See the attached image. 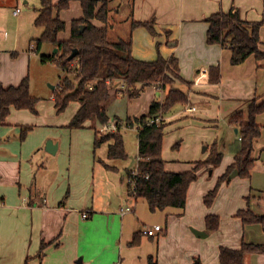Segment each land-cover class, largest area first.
Masks as SVG:
<instances>
[{
    "label": "crops",
    "instance_id": "0c3cea01",
    "mask_svg": "<svg viewBox=\"0 0 264 264\" xmlns=\"http://www.w3.org/2000/svg\"><path fill=\"white\" fill-rule=\"evenodd\" d=\"M73 2L80 3L74 0L71 5ZM131 3L127 18L154 22L158 34L153 36L144 27L132 31L129 21V33H122L123 27L116 32L128 35L119 38L132 36L133 56L141 61H155L159 55L164 58L175 55L181 77L192 83L187 94L190 103L178 112L160 116L166 125L164 135L172 123L197 112L193 99L200 100L197 104L210 107L214 102L228 105L227 123L236 113H247L255 97L258 103L264 102V59L258 61L251 56L241 65H232L230 49L207 42L210 16L238 10L244 20L264 23V0H132ZM120 14V8L116 7L112 14L113 25ZM95 24L101 25L97 21ZM69 29L65 37L59 35L60 40L69 39L71 27ZM260 33L264 52V25ZM14 52L13 48L0 49V83L5 87H17L25 78L30 79L31 54L21 52L14 58L11 55ZM216 66L221 68L222 80L211 84L209 70ZM179 84L182 83L170 89H179ZM30 85L33 91V83ZM120 85L121 82H116V90L108 103L107 125L90 121L83 128H69L80 105L72 103L63 113H58L54 94L46 103H38L37 114L13 108L6 123L0 125V264H149L150 257L157 264H194L195 260L196 264H220L221 248L240 250L244 243L264 244L263 225L244 224L237 217L239 211L249 208L264 216V178L231 176L222 184L212 206L205 203L206 196L234 164V156L225 163L226 169L213 183H205L200 172L189 187L184 209L152 212L146 199L129 195V174L138 170L140 160L137 126L121 130L123 139L125 131L135 130L138 134L136 160L131 168L114 162L126 159L109 157L113 141L95 145L97 133L103 135L101 130L117 120L125 122L128 117L148 115L154 102H164L168 90L151 85L139 97L129 98L128 94L119 92ZM263 115L257 117L258 124ZM218 122L217 119L203 121L207 128L218 127ZM27 126H32V130L22 140L23 127ZM231 127L237 134L235 143L240 139L239 130ZM200 140L196 138L194 153L189 157L181 155L187 152L186 146L190 148L189 144L181 142L182 147L172 158L175 162L168 163L163 156L166 171L183 173L193 169L192 163L178 162L180 159L191 161L202 157L203 160ZM50 141L57 145L55 154L47 150ZM173 141L174 138L169 145ZM124 144L126 148L125 139ZM103 145H107V149L99 154ZM210 147L208 145L207 150ZM225 159L223 157L222 163ZM128 208L130 211L125 212ZM85 212L87 218L83 217ZM208 216L219 218V228L214 232L207 229ZM155 225H161L164 230L155 237L147 236L146 230ZM192 230L207 236H195ZM136 235L138 244L133 245ZM244 264H264V253L246 255Z\"/></svg>",
    "mask_w": 264,
    "mask_h": 264
},
{
    "label": "trees",
    "instance_id": "16d2710c",
    "mask_svg": "<svg viewBox=\"0 0 264 264\" xmlns=\"http://www.w3.org/2000/svg\"><path fill=\"white\" fill-rule=\"evenodd\" d=\"M74 0H41V9L35 25L42 28L41 38L37 41V50L40 51L45 43H50L58 49L57 56L43 55V62H52L60 67L65 77L54 90L55 106L58 113H63L72 103L80 105V109L73 117L69 128H83L87 122L99 121L107 125L108 103L111 94L115 91L116 82L124 81L125 90L120 93L128 94L129 98H137L140 93L151 85H157L162 90H168L162 103L154 102L148 115L142 117H128L127 120H117L118 130L100 135L97 133L95 145L98 147L106 142L110 145L111 159H127L122 124L143 126L139 130V166L140 176L137 178L135 194L129 195L135 199L144 198L152 212L163 211L167 208L184 209L187 205V196L191 183L199 177V172L212 166H220L223 154L219 151L217 142L210 147V155L204 160L195 163L192 170L183 173H169L163 159V139L166 125L164 122L147 125L151 119L169 113L176 105H188L190 100L186 92L180 89L171 90V86L182 83L188 91L192 83L186 82L180 75L179 60L175 55L164 58L159 55L155 61H141L133 56V38L113 39L112 14L114 9L110 0H75L81 3L83 17L71 23V35L67 40H60L59 35L67 29V23L62 20L61 12L70 8ZM99 22L101 25L95 24ZM209 29L207 42L210 45H221L231 50L232 65H241L251 56L258 61L264 59L261 51L262 39L260 30L263 22H249L244 20L238 10L218 12L207 19ZM154 22H138L131 19L132 31L139 27L149 30L157 36ZM85 27L82 31V27ZM77 49L78 54L69 60L72 52ZM39 53V52H38ZM222 80L220 66L211 67L209 82L219 84ZM93 87L91 90L90 87ZM40 99L34 97L30 91V79L27 77L17 87H5L0 83V125L6 123L11 110H29L37 114V105ZM264 113V102L258 103L255 97L248 108V112H238L230 118L229 124L239 130L240 139L231 146L234 153V164L219 179L214 190L209 192L205 203L211 207L219 194L223 183L231 179L234 171H238L241 178L250 179L255 167V143L262 135L263 127L257 123V117ZM32 126L23 127L21 139H26ZM133 177V172L129 178ZM244 224L260 223L264 227V216L257 215L250 208L238 212ZM219 228V218L207 217V229L214 232ZM138 244V237L132 243ZM45 244L42 246V250ZM264 253V244L244 243L240 250L221 248L220 264H244L248 254ZM149 264H157L153 257Z\"/></svg>",
    "mask_w": 264,
    "mask_h": 264
},
{
    "label": "rangeland",
    "instance_id": "374dc122",
    "mask_svg": "<svg viewBox=\"0 0 264 264\" xmlns=\"http://www.w3.org/2000/svg\"><path fill=\"white\" fill-rule=\"evenodd\" d=\"M131 1L132 0H112V2L110 1V6L113 9H116L117 7L121 10V14L118 15L116 21H114L116 23H114L111 29V37L113 39L117 40L120 36L125 37L130 31V19H128L127 17L129 16L130 9H132ZM16 8H19L22 11V13L18 15V17L14 16L13 14ZM40 9L41 0H0V49L8 50L10 48H13V50L16 51L11 54L14 58H17L21 52H29L31 54V67H28L30 70V84L33 83L34 86L32 88L33 91L31 92L35 94L38 98H40V101L46 103L54 94L53 87H56L61 83V80H63V78L65 77V73L56 64H53L52 62L42 63L41 61V55L57 56L58 52H56L57 48H54L50 43H45L40 49V51L37 50V41L41 38L43 32L42 28L37 27L35 25V21L40 13ZM81 11L82 7L80 3L73 2L68 10L61 12L60 16L62 20L67 23V29L65 30V32L61 33V38L65 37L64 35L69 32V28L71 27V25L69 26V24L72 23L73 19L80 17ZM122 23H126V25H122ZM120 28L123 29L122 33L125 31H128V33H116ZM32 49H34V51ZM36 52H39V57H37ZM178 88L183 92L189 94L186 85L179 84ZM222 90L223 92H225L224 89ZM217 96H220V94ZM195 100L193 99V103L196 104L197 112L189 118L175 121L166 129L163 139V156L166 157V159L168 160L166 161L168 163L175 162L172 159L175 156V152H178L183 144H189V150L186 146L187 152L181 153L183 157H189V155L194 153L192 152L194 151L193 147L196 144V138H198L201 139L199 143V152L202 156L204 155V160L208 158L211 153L210 149L207 150V146L213 145L215 142H217L218 147L221 146L219 149L222 151L224 157L226 158L225 162L222 163L220 166H212V168L208 170V172H206V170H202V174L205 177V183H213L222 175H220V173L224 169H226L225 163L229 162L228 160L234 156L233 148L231 146L233 145V140L237 137V134L232 129L231 125L225 120L226 113L230 108L228 105H223L222 102H214L212 103L213 106L210 107L209 104H197V102H199L200 100ZM184 107L185 106L181 104L176 105L170 112H178V110H182L184 109ZM215 111H219L217 115L213 114V112ZM214 119H217L219 121L218 127L216 128H207V125L203 123L204 120L208 121ZM259 124L263 126V132L262 136L257 141V144L255 146L254 157H256V166L253 169L252 175L255 176L256 179L261 180L264 178V115L259 118ZM108 132L109 131H104L103 134H108ZM124 134V139L127 143L126 151L128 153V158L124 161L117 160L114 162L123 163L122 165L131 168V166L135 164L136 160L135 156L138 147V134L135 130L127 132L125 131ZM178 135H180L181 137L179 138ZM173 138V143H170L171 145H169L168 142ZM179 139H182L185 142L182 143V141ZM179 142H181L182 145ZM105 149H107V145H103L98 150V153L102 154ZM196 159L191 161L180 159L178 162H184L189 164L192 163V165H195L196 162L202 160V157L198 160ZM200 172L199 174H201ZM123 173L125 174V171ZM97 188L98 193L100 187L98 186ZM192 232L194 233V230H192ZM194 264H196V260Z\"/></svg>",
    "mask_w": 264,
    "mask_h": 264
},
{
    "label": "built area",
    "instance_id": "2783aa9c",
    "mask_svg": "<svg viewBox=\"0 0 264 264\" xmlns=\"http://www.w3.org/2000/svg\"><path fill=\"white\" fill-rule=\"evenodd\" d=\"M20 12H21L20 9H16L14 11V15L15 16H18L20 14ZM203 75H206V72L203 73L202 76ZM120 88H121L120 90H125L127 88L126 87V83L124 81L121 82ZM90 89L92 90L93 87L91 86ZM191 110H193V109H191ZM161 122H162V118L161 117H158L156 119L149 120L148 123H147V125H153V124H158L159 125ZM136 126H137V129L140 130L141 128H143L144 125L141 126V125L135 124L134 126H129V125L128 126H125V124H122V128L123 127H125V128H131V127H136ZM117 130H118V125H117V123H114L110 127L105 126L101 131L102 132H104V131H115L116 132ZM138 176H140V174H139V171L136 170V171L133 172V177L129 178V185L131 187V194L132 195L135 194V189H136V186H137V178H138ZM126 211L129 212L130 209L128 208V209L125 210V212ZM83 217L84 218H87L88 217V213L85 212L83 214ZM163 230L164 229H163V227L161 225H155V226L147 229L146 230V234L149 237H155V236H157V233L162 232Z\"/></svg>",
    "mask_w": 264,
    "mask_h": 264
},
{
    "label": "water",
    "instance_id": "95a60500",
    "mask_svg": "<svg viewBox=\"0 0 264 264\" xmlns=\"http://www.w3.org/2000/svg\"><path fill=\"white\" fill-rule=\"evenodd\" d=\"M84 26L82 27V31L84 30ZM56 52H58V49H56ZM77 54H78V50L77 49H75L73 52H72V54L70 55V57H69V60H72L73 58H75L76 56H77ZM53 89H54V87H53ZM47 150L50 152V153H52V154H55L56 153V150H57V145L56 144H54L53 142H48V144H47ZM238 175V171H234L233 173H232V177H235V176H237ZM194 233L197 235V236H203V235H205V236H207L205 233H201V232H198V231H194Z\"/></svg>",
    "mask_w": 264,
    "mask_h": 264
}]
</instances>
